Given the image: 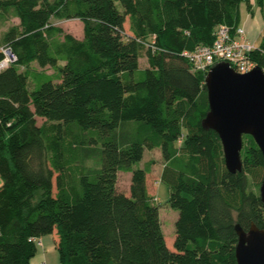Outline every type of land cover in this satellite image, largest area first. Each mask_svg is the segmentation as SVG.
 <instances>
[{
  "label": "trees",
  "instance_id": "16d2710c",
  "mask_svg": "<svg viewBox=\"0 0 264 264\" xmlns=\"http://www.w3.org/2000/svg\"><path fill=\"white\" fill-rule=\"evenodd\" d=\"M243 1L0 0V25L19 19L3 34L17 60L0 71V264H30L45 235L62 264H237L236 225L264 229V155L248 135L229 171L202 125L206 75L184 53L219 25L234 32ZM53 19L81 20L84 36ZM249 56L264 71V38ZM153 149L179 211L174 247L148 186L154 160L142 165Z\"/></svg>",
  "mask_w": 264,
  "mask_h": 264
},
{
  "label": "water",
  "instance_id": "95a60500",
  "mask_svg": "<svg viewBox=\"0 0 264 264\" xmlns=\"http://www.w3.org/2000/svg\"><path fill=\"white\" fill-rule=\"evenodd\" d=\"M205 84L210 109L202 125L219 134L229 171H242L244 135H251L264 155V71L256 65L240 73L223 61L211 67ZM260 197L264 206V178ZM236 231L237 264H264V229L252 223L245 230L237 224Z\"/></svg>",
  "mask_w": 264,
  "mask_h": 264
},
{
  "label": "rangeland",
  "instance_id": "374dc122",
  "mask_svg": "<svg viewBox=\"0 0 264 264\" xmlns=\"http://www.w3.org/2000/svg\"><path fill=\"white\" fill-rule=\"evenodd\" d=\"M250 1H244L245 7H247V3ZM53 22L61 26L65 31L72 33L74 36L82 38L84 36V24L79 19H71V20H56L53 19ZM19 23L18 18H10L4 24L0 25V49L4 50L6 43L3 42V34L13 25ZM127 26V32H130ZM140 63L142 67L148 66V59L146 56V52L142 53V57L140 59ZM32 68L41 69L38 65L33 64ZM46 71L53 73V70L50 67L44 68ZM38 125H45L49 128L51 125L50 122H47L44 118L37 117ZM244 145L251 142V137L248 135H244L243 137ZM154 160V164L152 165V170L148 175V186L152 196L155 200L156 205L159 206L160 209V219L162 222L163 231L167 238L168 243L174 247V242L176 239V220L179 216V211L173 209L169 204V198L171 194V188L161 179L162 170L164 168V159L162 157L161 150L153 149L146 150L142 165L147 161ZM130 183H131V174L121 172L119 174V189L123 192L130 193ZM4 184V179L2 174L0 173V188Z\"/></svg>",
  "mask_w": 264,
  "mask_h": 264
},
{
  "label": "built area",
  "instance_id": "2783aa9c",
  "mask_svg": "<svg viewBox=\"0 0 264 264\" xmlns=\"http://www.w3.org/2000/svg\"><path fill=\"white\" fill-rule=\"evenodd\" d=\"M245 32L246 30L241 26L233 32L230 26L219 25L214 32L212 43L200 44L195 49L184 53L191 63L192 70L207 75L213 65L225 61L237 72L246 73L251 71L257 65L249 56L255 47L244 40ZM3 52L5 58L0 61V71L17 60V56L11 49L5 48ZM35 241L39 244V239Z\"/></svg>",
  "mask_w": 264,
  "mask_h": 264
},
{
  "label": "crops",
  "instance_id": "0c3cea01",
  "mask_svg": "<svg viewBox=\"0 0 264 264\" xmlns=\"http://www.w3.org/2000/svg\"><path fill=\"white\" fill-rule=\"evenodd\" d=\"M249 1L247 7H245V3L243 4L244 1L240 6L241 20L239 26L246 30L244 40L257 48L264 38V1L262 4L258 0ZM167 244L172 247L168 241ZM37 246V253L31 259L30 264H62L54 235L42 236L39 238V244Z\"/></svg>",
  "mask_w": 264,
  "mask_h": 264
}]
</instances>
